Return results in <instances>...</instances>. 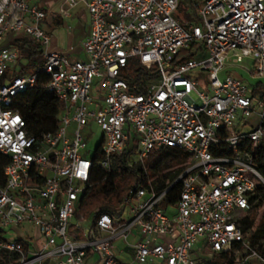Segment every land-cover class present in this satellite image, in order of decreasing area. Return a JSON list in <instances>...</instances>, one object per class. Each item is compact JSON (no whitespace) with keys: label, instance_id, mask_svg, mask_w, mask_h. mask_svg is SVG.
<instances>
[{"label":"built area","instance_id":"2783aa9c","mask_svg":"<svg viewBox=\"0 0 264 264\" xmlns=\"http://www.w3.org/2000/svg\"><path fill=\"white\" fill-rule=\"evenodd\" d=\"M79 4L90 25L85 59L72 60L51 51L42 8L0 0V155L8 158L0 264H14L11 256L17 264H196V256L220 254L234 264H264L241 226L264 192L253 165L264 151V0H63L60 15ZM9 34L41 49L44 86L63 104L53 132L31 134L11 109L37 75L2 80L21 56L2 45ZM231 69L252 82L233 78ZM93 125L102 135L89 159L82 131ZM166 148L187 153L189 163L162 191L148 183L112 214H80L96 157L110 171L113 157L126 154L128 165L146 172L147 160ZM177 183L176 202L163 206ZM24 225L36 234L8 238Z\"/></svg>","mask_w":264,"mask_h":264},{"label":"trees","instance_id":"16d2710c","mask_svg":"<svg viewBox=\"0 0 264 264\" xmlns=\"http://www.w3.org/2000/svg\"><path fill=\"white\" fill-rule=\"evenodd\" d=\"M19 50L27 52V58L33 60L19 73L36 74V84L32 89L19 93L13 100L11 109L18 112L26 121L28 131L33 135H42L56 130L58 127V116L63 104L44 86L48 82V76L41 72L42 52L38 44L33 40H26L20 37L16 40ZM185 57H191L188 52H183ZM39 56L38 58H35ZM30 69V70H29ZM15 77V76H14ZM8 79V71L3 79ZM157 159L146 162V172L135 164L128 165L126 154L114 156L110 171H105L97 164V157L92 167L90 179L79 202V212L82 216L91 218L101 213H113L116 203L124 197L131 196L138 188L146 187L151 183L155 190L160 192L164 189L167 181L173 182L183 170V166L189 160V155L177 148H166L157 153ZM8 158L0 155V185L4 182L3 169ZM253 165L264 177V151L255 153ZM181 190V183L175 186L166 194L162 205L176 202ZM264 192L259 203L241 221L244 232L254 230L250 237L252 245H256L258 251L264 255V212L257 219L261 211ZM233 258L223 255H216L209 264H234Z\"/></svg>","mask_w":264,"mask_h":264},{"label":"crops","instance_id":"0c3cea01","mask_svg":"<svg viewBox=\"0 0 264 264\" xmlns=\"http://www.w3.org/2000/svg\"><path fill=\"white\" fill-rule=\"evenodd\" d=\"M28 1L31 4L39 6L46 13V18L41 23V27L50 37L51 51L67 55L72 60H84L85 56L82 51V42L89 32L90 25L89 15L85 6L79 4L71 9L69 11V16L65 17L68 22L64 23L63 17L59 12L63 5V0ZM20 37L23 36L9 34L5 37L2 45L4 47H11L19 50L16 40ZM23 68H21L18 73ZM18 73L15 76H17ZM24 74L29 73L26 72Z\"/></svg>","mask_w":264,"mask_h":264},{"label":"rangeland","instance_id":"374dc122","mask_svg":"<svg viewBox=\"0 0 264 264\" xmlns=\"http://www.w3.org/2000/svg\"><path fill=\"white\" fill-rule=\"evenodd\" d=\"M179 11L184 14L186 17L190 16V10L189 8H183L180 7ZM63 21L64 23H67L68 21L65 19V17H63ZM26 40H31L29 37H24ZM20 58L17 60V62L13 65L10 66L7 71H8V79H5L4 81L7 83L9 82L13 76H15L18 71L23 68L24 66L28 65V64H33V60H29V58H27V52L24 50H20ZM39 56H36L35 58H38ZM136 63V60L132 61V65H134ZM241 66L245 69L250 70L252 68V60L251 59H244L243 62L241 63ZM228 74H230L233 78H238V79H242V80H247V82H252L251 78L249 76H245L243 75V71L239 70V69H231L227 72ZM221 78L223 77L220 76ZM101 131L95 126H91V127H86L83 131H82V136L85 140L86 143V153H83V156L89 159H92V157L94 156V152L95 149L97 148V146L99 145L100 139H101ZM157 159V156L153 155L151 156L147 162L153 161ZM189 163V162H188ZM137 167H139L141 164L140 163H136L135 164ZM146 168V165H145ZM115 211V210H114ZM121 211H117L115 213L116 216H118V214H120ZM262 212H264V208H261L260 213L257 215V219H259L262 216ZM127 209H125L124 211V215L122 217L123 220H126L128 218V214H127ZM249 215V213H248ZM247 216V215H246ZM245 216V217H246ZM28 231L31 235L36 234V230L29 225H24V227H19L17 228L14 233H11L8 235V238L11 239H21V233L20 231ZM254 233V230L251 229L250 232H248V238H250ZM260 243H264V241H261ZM196 250L199 249V246L195 247ZM196 256V255H195ZM195 262L196 264H209L210 260H206L203 258H199L198 256L195 257ZM11 261L14 264H17L18 261L15 260V258L13 256L10 257ZM254 262L253 259H250L247 264H252Z\"/></svg>","mask_w":264,"mask_h":264}]
</instances>
